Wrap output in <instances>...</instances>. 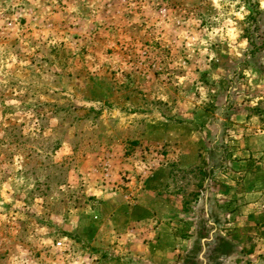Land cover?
<instances>
[{
    "label": "rangeland",
    "instance_id": "obj_1",
    "mask_svg": "<svg viewBox=\"0 0 264 264\" xmlns=\"http://www.w3.org/2000/svg\"><path fill=\"white\" fill-rule=\"evenodd\" d=\"M141 206L264 264V0H0V264H134Z\"/></svg>",
    "mask_w": 264,
    "mask_h": 264
},
{
    "label": "crops",
    "instance_id": "obj_2",
    "mask_svg": "<svg viewBox=\"0 0 264 264\" xmlns=\"http://www.w3.org/2000/svg\"><path fill=\"white\" fill-rule=\"evenodd\" d=\"M150 177H153L151 175ZM212 193H208V196H211ZM216 197H221L223 199H227L229 197V194H226V190L220 192V195H215ZM225 201V200H224ZM205 213L207 211H210V203L208 202V199H205ZM229 203V202H228ZM143 207V210L139 208V213L140 214H134L132 210L134 208H131L130 214L133 212V220L135 224H141L144 227H149L151 229L150 235H141V233L138 232V238L139 240H135L134 242V258H128L131 259L132 263L134 264H168L170 262H176L177 257L181 254H183L189 247L190 243L194 240L195 236L198 234L197 231L200 229L199 225H196L195 223H192L191 225H187L184 222H180L179 220H175V222H172L171 224V229L169 231H173L171 236H169V240H165L164 242L161 243V239H163L162 230L159 226V228H155L152 224L154 222V208L152 209L151 207H146V206H141ZM138 209V208H135ZM208 213V212H207ZM226 216H229L226 215ZM174 225V228L173 226ZM233 224L231 222H227L223 224V230H220L219 232L225 236L227 234L231 235L234 227L237 226H232ZM237 225V224H236ZM191 227V228H187ZM135 232L134 228L128 230L124 237H130L134 236ZM136 238V237H135ZM147 239V240H146ZM146 240V241H145ZM204 240V239H203ZM201 240V242H203ZM130 241V240H129ZM160 242V243H159ZM160 246L161 250L159 254L157 255H152L150 247H154L153 250L156 249V247ZM141 251V252H138ZM237 254V253H236Z\"/></svg>",
    "mask_w": 264,
    "mask_h": 264
},
{
    "label": "trees",
    "instance_id": "obj_3",
    "mask_svg": "<svg viewBox=\"0 0 264 264\" xmlns=\"http://www.w3.org/2000/svg\"><path fill=\"white\" fill-rule=\"evenodd\" d=\"M201 236H202V235H201ZM203 239H204V240H203ZM205 239H206V238L202 236L200 240H203V242H204ZM220 241H222V243H225V242H224L225 240H222V239H221Z\"/></svg>",
    "mask_w": 264,
    "mask_h": 264
},
{
    "label": "built area",
    "instance_id": "obj_4",
    "mask_svg": "<svg viewBox=\"0 0 264 264\" xmlns=\"http://www.w3.org/2000/svg\"><path fill=\"white\" fill-rule=\"evenodd\" d=\"M60 245V244H59Z\"/></svg>",
    "mask_w": 264,
    "mask_h": 264
}]
</instances>
